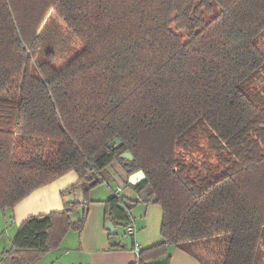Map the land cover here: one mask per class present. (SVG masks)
<instances>
[{
  "label": "trees",
  "instance_id": "obj_1",
  "mask_svg": "<svg viewBox=\"0 0 264 264\" xmlns=\"http://www.w3.org/2000/svg\"><path fill=\"white\" fill-rule=\"evenodd\" d=\"M52 12L83 46L58 68L51 49L37 60ZM263 29L264 0H0V209L69 170L78 180L61 193L79 189L88 203L117 163L138 202L162 211V241L131 264H170L169 254L154 262L167 244L202 261L264 264V93L252 87ZM139 169L145 179L131 184ZM122 202H104L114 226ZM79 207L25 218L0 264L56 250L84 227L85 208L71 218Z\"/></svg>",
  "mask_w": 264,
  "mask_h": 264
},
{
  "label": "crops",
  "instance_id": "obj_2",
  "mask_svg": "<svg viewBox=\"0 0 264 264\" xmlns=\"http://www.w3.org/2000/svg\"><path fill=\"white\" fill-rule=\"evenodd\" d=\"M77 180L76 173L69 170L54 180L33 189L15 203L11 209H0V254L10 248L12 237L18 225L28 216L61 211L65 201H80V207L71 218L77 219L82 208H85L88 213L86 225L84 224V227L77 233L78 235L68 232L59 247L47 252L36 264H131L136 261V256L131 250L130 238L126 237L118 242L123 246L122 248L114 250L109 248L111 242L105 235L107 230L105 229L106 220L103 216L104 206L102 203H100L102 208L101 205H98L100 206L99 210L91 213V209L89 212V204L83 200L81 190L77 189L66 194L61 193L62 190L76 183ZM128 210L130 212L129 208ZM87 224H93L97 232L94 236L83 235ZM123 226L124 224L114 226L116 233L118 227L123 229ZM73 239H76L75 244L72 242ZM136 240L142 248L160 241L156 240L154 233L143 231V229H137ZM167 249H170V264H208L205 258L202 261L175 245L167 244ZM71 254H75L74 257H69Z\"/></svg>",
  "mask_w": 264,
  "mask_h": 264
},
{
  "label": "rangeland",
  "instance_id": "obj_3",
  "mask_svg": "<svg viewBox=\"0 0 264 264\" xmlns=\"http://www.w3.org/2000/svg\"><path fill=\"white\" fill-rule=\"evenodd\" d=\"M46 25H47L46 29L48 30V32L46 35L41 36V40H40L41 46H40V52L37 55V60L41 58L42 52L44 50L51 49L54 52L52 64L58 68L64 65L72 56L79 53L82 50L83 46L79 41V39L74 35V33L67 27L65 22L61 18L56 16L53 12L50 13V17L48 18ZM49 33L52 36H54L53 40L50 39ZM255 43L258 46V48L264 52V29L255 37ZM252 87L253 90L264 93V69L260 70L257 77L253 80ZM203 133L204 132H202L201 130L200 143L201 145H203L202 147H204L205 149L206 145L204 146ZM196 154H199V156L202 157L201 151L196 152ZM109 169L111 173V178L109 179V181H107V183L106 182L98 183L94 187L90 188L88 191L87 196H88V200H90L88 202L89 212L90 209H91V213H93L95 210H99L100 206L98 205H101L102 208V204L105 210L104 202L107 198H109L112 195V188L115 189L118 184H121L120 186L122 190L120 191V196H123L125 200L134 203V205L131 206L129 209H130V213L137 218L136 224L138 229L139 230L143 229V231H147V232L149 231L150 233H154L156 240L161 241L162 237L160 234V225H161L162 211L160 206L152 202L150 203H144L141 201L138 202L139 198L137 194L133 191L131 187H129L125 183L126 174L124 173L122 168L117 163H113L109 167ZM104 210H103V216H104ZM79 214L81 216L82 210L80 211ZM87 214L88 213L86 212V216ZM80 216H78L77 219H79ZM84 224L86 225V217ZM68 232L71 234L74 233L78 235L77 234L78 231L70 230ZM96 233L97 232L95 231L93 224L91 225L87 224V226L85 227V233L83 235L94 236ZM122 233H123L122 227H118L116 234H112L111 236H109L106 231L105 235L108 238L109 242L118 243L119 236ZM72 242H74L75 244L76 239H73ZM169 251L170 249H167L166 255L159 256L154 260V262L156 263L163 262L165 260L164 258L167 257L168 254L171 256ZM74 255L75 254H71L69 255V257H74ZM256 256L259 261H264V231L261 235L258 244ZM206 260L208 261L209 264L218 263L214 261V258L207 257Z\"/></svg>",
  "mask_w": 264,
  "mask_h": 264
},
{
  "label": "built area",
  "instance_id": "obj_4",
  "mask_svg": "<svg viewBox=\"0 0 264 264\" xmlns=\"http://www.w3.org/2000/svg\"><path fill=\"white\" fill-rule=\"evenodd\" d=\"M107 171L109 172L110 176V169L107 168ZM107 183V181H105ZM121 184H118L115 189L112 188V195L120 196V191L122 190ZM126 201V200H125ZM122 207L125 209V222L123 226V233L119 236V242H121L125 237L131 239V250L134 253V255L137 257L139 256L142 247L139 244V242L136 240V233H137V218L134 217L128 210V208L125 207L124 202L121 203Z\"/></svg>",
  "mask_w": 264,
  "mask_h": 264
},
{
  "label": "water",
  "instance_id": "obj_5",
  "mask_svg": "<svg viewBox=\"0 0 264 264\" xmlns=\"http://www.w3.org/2000/svg\"><path fill=\"white\" fill-rule=\"evenodd\" d=\"M120 146V141L119 139H115V147H119ZM122 158H127V159H130L131 158V155L129 153H124L122 155ZM145 173L143 172V170L139 169L133 173H131L129 176H128V181L131 183V184H134L136 182H139V181H142L145 179ZM124 205L125 207L127 208H130L133 203L129 202V201H125L124 202ZM105 229L110 233V234H115L116 233V230L114 228V224L113 222L110 220V219H107L105 221Z\"/></svg>",
  "mask_w": 264,
  "mask_h": 264
}]
</instances>
